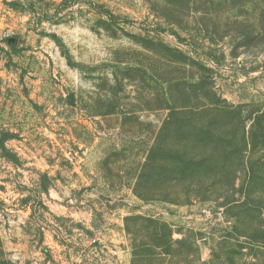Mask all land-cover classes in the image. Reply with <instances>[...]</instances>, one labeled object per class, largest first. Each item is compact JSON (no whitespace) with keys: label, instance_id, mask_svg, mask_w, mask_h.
I'll return each mask as SVG.
<instances>
[{"label":"rangeland","instance_id":"rangeland-1","mask_svg":"<svg viewBox=\"0 0 264 264\" xmlns=\"http://www.w3.org/2000/svg\"><path fill=\"white\" fill-rule=\"evenodd\" d=\"M260 111L264 0H0V264H133L132 215L153 264H264Z\"/></svg>","mask_w":264,"mask_h":264},{"label":"trees","instance_id":"trees-1","mask_svg":"<svg viewBox=\"0 0 264 264\" xmlns=\"http://www.w3.org/2000/svg\"><path fill=\"white\" fill-rule=\"evenodd\" d=\"M253 128L251 139L254 150H256L260 137L264 135V111H260L256 114ZM147 161L148 163L145 164L146 169L150 168V166H152V168H154V166H160L162 167L161 170H168L174 173L172 178L178 180L198 178L204 170L205 165H208L204 157H190L186 150L179 148L169 149L166 145L157 144L152 147ZM136 193L143 199H154L157 197V194H143L141 190H136ZM140 220L147 223V228L142 227L143 229L138 228L136 230H131L129 227L127 228L128 232L133 235L132 238L134 240L133 264H153L156 257L171 255L173 253L172 244L171 241L168 240V236H170L171 232L170 226L165 222L142 215H132L127 217V221L132 223H136ZM140 232H143L144 238L150 237L153 243L145 241H141L140 243L136 242ZM158 248L161 249L160 252H156V249Z\"/></svg>","mask_w":264,"mask_h":264}]
</instances>
